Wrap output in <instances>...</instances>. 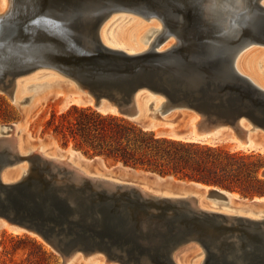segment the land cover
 <instances>
[{
  "label": "water",
  "instance_id": "obj_1",
  "mask_svg": "<svg viewBox=\"0 0 264 264\" xmlns=\"http://www.w3.org/2000/svg\"><path fill=\"white\" fill-rule=\"evenodd\" d=\"M96 1L17 0L10 16L0 18L2 88L11 94L19 76L41 67L52 68L75 80L81 89L89 90L88 96L95 104L91 108L100 113L104 110L105 101L121 117L134 120L137 116L135 96L144 89L164 96L168 100L165 109L186 103V106L199 111L210 125L225 122L239 129L238 121L245 117L264 130V91L238 74L234 67L238 54L257 40L250 39L242 30L243 22L253 20V29L262 35L259 40L264 39V6L261 0H225L219 3L218 0H103V6H111L105 9V13L96 8ZM122 4L154 11L166 19L168 33L149 52L129 55L109 49L100 41L99 30L110 14L132 12L123 9L125 6ZM218 8L230 9L234 24L229 27L220 21L222 15ZM177 31L182 35V42L164 54L158 53L156 48L171 32ZM179 66L181 68L177 69ZM145 124L140 126L143 128ZM241 133L245 132L241 130ZM13 149L14 161L20 160ZM11 161L0 159V214L8 219V213L43 219L53 228L59 226L67 236L79 232L87 223L90 226L103 225L105 229L122 233L133 241L135 248L143 243L136 235L160 238L159 245L163 247L175 245L178 239L196 238L211 249V254L216 250L217 256L233 257L238 248L231 241L232 232L239 225L252 229L246 232L241 228L238 235L241 248L237 257L245 264H264V222L203 213L191 200L193 211L235 221L233 226L227 228L211 222L207 227H201L176 213L174 218L165 221L146 219L147 230L144 233L139 228L142 214L148 213V207L156 205L163 211L168 207L160 206V200H145L143 197L146 196H141L139 190L124 185L115 184L117 190L126 189L120 196L94 191L89 179L84 180L82 187L74 184L65 186L64 183L56 185V174L49 182L42 178L37 183L26 178L16 185L4 184L1 172ZM260 176L264 179V170ZM211 186L216 188L211 191L213 195L225 196L220 190L230 191ZM38 187L44 191L40 192ZM132 194L136 200L130 197ZM97 213L102 215L101 219ZM164 215L166 212L156 216ZM42 234L49 236L44 230ZM61 252L66 253L64 249ZM168 260L172 263L170 256ZM223 261L224 264L235 262H227L224 258Z\"/></svg>",
  "mask_w": 264,
  "mask_h": 264
},
{
  "label": "bare ground",
  "instance_id": "obj_2",
  "mask_svg": "<svg viewBox=\"0 0 264 264\" xmlns=\"http://www.w3.org/2000/svg\"><path fill=\"white\" fill-rule=\"evenodd\" d=\"M224 1L225 0H218L217 3ZM16 2L17 0H0L1 19L10 16L11 10L14 9ZM96 2V8H100L99 11H103L102 13H105V9L107 10L108 7H111L107 6L106 8L103 6L105 3L103 0H98ZM117 5L120 6L119 4ZM123 5L124 4L121 6ZM261 5L264 6V0H261ZM123 9L132 12H113L106 18L99 30L100 41L105 47L113 50H120L129 55L144 54L149 52L154 44L162 36L168 33L166 19L163 20V17H160V15L154 11L132 7L130 5H126ZM225 9L226 8H218V12L222 15L220 21L230 27V25L234 24L232 21L234 15L231 14L232 12L230 9H227L226 11ZM133 11H136L139 14L133 13ZM117 13L131 14L142 20L151 22V24L141 33L144 36V46L140 45L141 43L138 39L141 38L138 37L141 34L137 36V41H135V39H129L128 34L130 28L126 29V31H128L127 33L126 31H118L119 25L115 27V33L112 32L110 34L115 45L109 41L106 30L109 24L114 21L113 16ZM118 19L119 18L116 20L119 21L120 19ZM116 20L115 23L117 22ZM242 25H245V27ZM242 25V30L246 31V35H248L250 39H257L256 42L258 44H255V42L247 48H244L238 54L234 67L238 74L249 80L260 90L264 91V39L259 40L262 35L253 29V20L250 22L248 21V23L243 22ZM234 26L235 25H233V27ZM181 37L182 35H180L178 31L171 32L169 37L156 48L158 53L164 54L173 47L179 45L182 42ZM185 45L187 47L188 43ZM188 67L191 68L192 66ZM179 68H181V66L177 67V69ZM32 80H37L39 82H37V84H30ZM1 84L2 83L0 82V93L5 94L13 104L19 106L24 115H28L29 112H32L34 107L36 108L47 102L55 92L57 94H63L64 91H68L69 93L77 95L80 105H86L89 107H94L95 105L93 98H89L91 96H88L90 95L89 90L81 89L75 80L66 78L52 68L41 67L30 73L19 76L15 80L13 92L11 94L3 89ZM31 88L37 90L40 89L43 92L36 97L28 95L27 92ZM65 95L69 96L70 94ZM30 99L31 101L29 102ZM103 103V114L108 113L119 115L117 114V110L110 108L107 102L104 101ZM167 103L168 100L161 94H153L149 90L144 89L140 90L135 96L137 116L132 121L137 122L142 126L146 123L143 129L154 130V128L161 124H171L169 122L172 121L168 120L167 117L173 113H177L179 117H181L183 113H189V115H192L191 121L194 124V127L191 130H188L185 133H176L171 130L167 133L162 132V134L183 141L206 143L208 136L214 135L221 130H227L229 132V137L236 141L237 149L240 151L260 149L264 153V130L252 124L247 118H240L238 121L239 129L234 128L225 122L210 125L207 122V119L202 118L199 111L190 106H186V103L165 109ZM185 120L186 117L182 119V122L184 123ZM24 130V125L22 123L0 125V159L6 161L12 160L1 172V180L4 184L16 185L26 178H28V180H36L37 183L42 178L44 181L47 180V182H49V179H52L53 175L56 174V177L54 178L57 182L56 185L64 183L65 186L74 184L75 187H82L85 183L84 180L89 179L91 180L89 184L94 191H104L108 195L114 194L120 196L122 192L126 190H117L115 187L116 185L130 186L133 189L139 190L141 196H146L143 197L145 200H160V206L163 204L168 206L165 211L161 209L162 207L156 208V205H150L148 207V213L142 214L143 221L139 228L140 232L144 233H146L147 230L146 219L153 218L158 221H165L174 218L176 213L177 215L184 217L187 221L195 223L201 227H207V224H210L211 222L227 228L233 226L235 221L214 218L193 211V201L195 202L197 209L203 213L219 214L227 216L230 219L241 217L250 219L253 222H264V196L254 197L253 201L248 198H245L247 199L245 200L239 198L238 193L224 190L220 191L224 193L225 196H217L211 194V191L216 189L214 186L197 183L195 181H191V183L187 184L184 188L181 183L171 182L170 178L164 180L166 181L165 184L159 185L156 184V180L153 182L147 180L144 183L139 179H131L127 175L122 176L115 173L107 174L98 170L99 166H96L97 171H93L82 165V161L87 163L93 161L79 155V152L68 149L63 155L58 154L56 151L51 153L48 151V144L46 142L42 141L32 144V142L26 140L24 138ZM241 130L245 133L242 134ZM254 134L258 135L255 136ZM253 136L256 138L253 139ZM9 138H11V140ZM13 148H15V152L20 160L14 161L12 155ZM32 166H35V169L32 170ZM123 166L125 165L123 164ZM125 173H128V171H125ZM38 189L40 192L44 191L41 187H38ZM196 189L199 191L197 192ZM130 197L133 199L136 198L133 194L130 195ZM124 198L123 200L126 202L127 200ZM140 201L143 202L142 199H140ZM160 212H166V215L156 216ZM8 214L12 220L0 214V223L2 222V224H6L17 232L26 231L39 237L42 241L51 246L55 250L54 252L59 254L61 258L63 257V264H69L70 260L74 257H77L85 264H93L96 262L100 264H224L223 258L227 262L235 260L233 264H245L244 260L237 257L240 255L239 249L241 248V240L238 238V235L241 233V228L246 232L251 231L252 229L250 227L243 228L238 225L239 229L237 228V230H233L231 241L238 248L236 252L237 254L233 257L232 255L226 256L224 254V256H221L220 254L217 256L216 250H212L213 254H211V249H207L196 238H192L191 240L184 238L178 239L175 245L163 247L159 245L160 238H147L146 236L141 237L140 235H136V237L143 243L142 246L137 244L138 246L135 248L133 241L128 240L122 233L116 230L105 229L103 225L92 224V226H90V224L87 223L83 229H78L79 232H73L72 235L67 236L65 232L60 230L59 226L53 228L48 222H46V220H39V218L36 220L28 216L25 218L22 217V215L13 213ZM97 216L99 219L102 217L100 213H97ZM27 224L30 226L27 227ZM35 226L41 228V231H38ZM43 230L49 236H43ZM130 235L133 236L135 233ZM139 248H141V251ZM61 249H64L66 253L61 252ZM168 256L171 257L172 263L168 260ZM156 258L159 259V262Z\"/></svg>",
  "mask_w": 264,
  "mask_h": 264
},
{
  "label": "trees",
  "instance_id": "obj_3",
  "mask_svg": "<svg viewBox=\"0 0 264 264\" xmlns=\"http://www.w3.org/2000/svg\"><path fill=\"white\" fill-rule=\"evenodd\" d=\"M48 125L64 143L72 141L86 154L216 185L246 197L264 196V179L259 177L264 155L260 153L231 152L158 136L119 115L76 105L60 115L54 113Z\"/></svg>",
  "mask_w": 264,
  "mask_h": 264
},
{
  "label": "rangeland",
  "instance_id": "obj_4",
  "mask_svg": "<svg viewBox=\"0 0 264 264\" xmlns=\"http://www.w3.org/2000/svg\"><path fill=\"white\" fill-rule=\"evenodd\" d=\"M113 17L112 18L114 19V21L111 22V24H109L110 22L108 23L109 26L106 30V34L109 38V41L113 45H115V43H113L114 40L112 37H110V34L112 32L115 33L116 26L119 25L118 31L119 30L126 31L127 28H130L128 34L129 39H135V41H137V36L140 35L147 28V26L151 24V22L142 20L141 18L137 16H133L131 14L117 13ZM117 18H119L120 20L118 19L119 21H117L116 20ZM115 20L117 21L116 23ZM129 20H131L132 22ZM127 32L128 31H126V33ZM138 37H141L138 38L141 43L140 45L144 46L145 44L143 42V37H144L143 34H141ZM37 82L39 81L32 80L30 84H37ZM42 92L43 91H41L40 89L37 90L31 88L27 93L28 95H33L36 97ZM65 94H70V95L66 96ZM30 101L31 99L29 100V102ZM79 103L80 102L78 101V97L76 94L69 93L68 91H64L63 94H57L55 92L47 102L37 106L36 108L34 107L32 112H29L28 115H24L23 111L19 106L13 104L5 94L0 93V125L22 123L25 129L24 138L26 140L32 142V144H36L44 141L48 144L49 152L52 153L53 151H56L60 155H63L65 151L68 149L75 150L80 153L79 155L85 157L88 160L93 161L91 163L82 161V165L84 167H87L88 169H92L93 171H97L96 166H99L98 170L107 174L115 173L117 175H122V176L127 175L131 179H139L144 183L147 180H150L151 182L156 180V184L159 185L165 184L166 181L164 180L169 178L173 183H181L184 186V188L187 184L191 183L189 179H184L181 177H177L175 175L169 176L167 174H160L156 172L158 174L157 175L147 172L152 170L136 168L129 165H127L129 167H126L123 166L124 163L121 164L119 163V161L107 160L106 158L95 155L93 153L86 154L83 150L76 147L75 143L72 141H69L68 143H64L61 137L56 136L54 134V131L52 128L49 127L48 122L51 120L52 115L54 113L60 115L66 112L73 105L79 107H89L86 105L82 106ZM191 116L192 115H189V113L188 114L183 113V115L179 117L177 113H173L167 117L168 120L172 121L169 122L171 124H161L156 128H154V130L152 131H155L158 136H165V137L168 136L162 134V132L167 133L172 130L175 131L176 133H185L194 127V124L191 121L192 120ZM185 117L186 120L183 123L182 119H184ZM137 124L140 126L139 123ZM254 135L257 136L258 134H254ZM252 138L255 139L256 137L253 136ZM201 144L209 145L212 147L219 146L231 152L240 151L239 149H237L236 141L229 137V132L227 130H221L220 132L214 135L208 136L206 139V143L204 142ZM240 152L247 154L260 153L264 155V153L260 149L242 150ZM263 170L264 167L259 172L260 178H262L260 176V173ZM125 171H128V173H125ZM196 191L198 192L199 190L196 189ZM230 191L232 193H238L239 198H243V199L248 198L249 200L254 198V197L243 196L237 191H232V190ZM54 251L55 250L51 246L46 244L39 237L26 231L17 232L11 229L10 227H8L6 224L4 223L2 224V222L0 223V264H63V260H64L63 257L61 258V256ZM69 264H85V263L79 260L77 257H74L72 260H70ZM93 264H100V263L96 262Z\"/></svg>",
  "mask_w": 264,
  "mask_h": 264
}]
</instances>
